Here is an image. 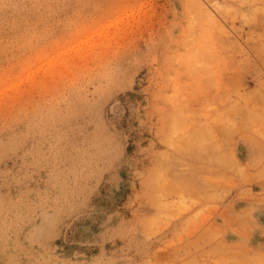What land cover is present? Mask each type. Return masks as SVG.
<instances>
[{"label":"rangeland","instance_id":"obj_1","mask_svg":"<svg viewBox=\"0 0 264 264\" xmlns=\"http://www.w3.org/2000/svg\"><path fill=\"white\" fill-rule=\"evenodd\" d=\"M0 264H264V0H0Z\"/></svg>","mask_w":264,"mask_h":264}]
</instances>
